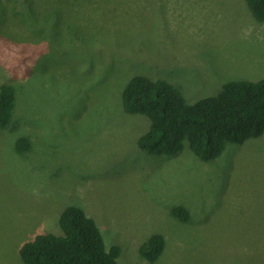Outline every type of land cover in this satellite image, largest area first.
Here are the masks:
<instances>
[{"label": "rangeland", "instance_id": "1", "mask_svg": "<svg viewBox=\"0 0 264 264\" xmlns=\"http://www.w3.org/2000/svg\"><path fill=\"white\" fill-rule=\"evenodd\" d=\"M41 1L52 28L26 23L12 0L7 22L30 43L5 38L11 26L0 35V85L17 91L0 128V264H23L20 247L37 234L61 235L68 206L120 247V264H150L139 250L157 234L166 247L154 264H264V135L209 162L187 142L179 155L151 154L139 146L150 119L123 106L138 76L189 104L264 79V22L246 0Z\"/></svg>", "mask_w": 264, "mask_h": 264}, {"label": "trees", "instance_id": "2", "mask_svg": "<svg viewBox=\"0 0 264 264\" xmlns=\"http://www.w3.org/2000/svg\"><path fill=\"white\" fill-rule=\"evenodd\" d=\"M9 1L12 0H0V35L11 26L5 16ZM246 2L253 16L264 22V0ZM17 4L16 10L26 23L32 25L49 19L52 28L51 8L41 0H22ZM13 29L15 34L4 37L11 39L15 35L22 44L30 43L20 30ZM16 96V87L9 83L0 85L2 129L12 120ZM123 106L128 114L150 119V128L139 139V146L151 154L179 155L187 142L196 157L209 162L221 157L228 144L243 145L264 135V79L231 81L217 96L189 104L174 85L138 76L125 88ZM24 138L17 142L19 152L29 150L30 140ZM172 214L182 223L191 220V214L184 206L174 207ZM59 227L61 235L40 233L20 247L23 264H120V247L106 244L99 226L82 208H65ZM165 247V238L157 234L140 247L139 253L148 263L154 264Z\"/></svg>", "mask_w": 264, "mask_h": 264}, {"label": "bare ground", "instance_id": "3", "mask_svg": "<svg viewBox=\"0 0 264 264\" xmlns=\"http://www.w3.org/2000/svg\"><path fill=\"white\" fill-rule=\"evenodd\" d=\"M80 58V57H79Z\"/></svg>", "mask_w": 264, "mask_h": 264}]
</instances>
